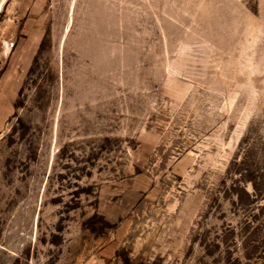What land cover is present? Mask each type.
I'll list each match as a JSON object with an SVG mask.
<instances>
[{"label": "rangeland", "instance_id": "1", "mask_svg": "<svg viewBox=\"0 0 264 264\" xmlns=\"http://www.w3.org/2000/svg\"><path fill=\"white\" fill-rule=\"evenodd\" d=\"M0 264H264V0H0Z\"/></svg>", "mask_w": 264, "mask_h": 264}]
</instances>
